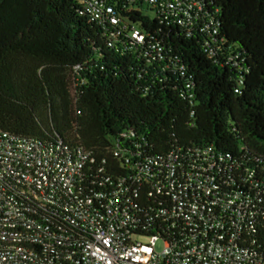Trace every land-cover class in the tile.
I'll return each instance as SVG.
<instances>
[{"label": "trees", "instance_id": "obj_1", "mask_svg": "<svg viewBox=\"0 0 264 264\" xmlns=\"http://www.w3.org/2000/svg\"><path fill=\"white\" fill-rule=\"evenodd\" d=\"M163 1L106 0L117 21L98 23L85 0H0V134L92 160L68 204L25 205L84 237L66 209L89 201L102 211L117 193L131 241L180 245L217 234L188 219L196 202L225 243L264 264V0H201L188 29L161 19ZM148 159L153 179L138 180ZM167 164L185 189L167 185ZM229 201L242 224L235 213L217 217Z\"/></svg>", "mask_w": 264, "mask_h": 264}, {"label": "built area", "instance_id": "obj_2", "mask_svg": "<svg viewBox=\"0 0 264 264\" xmlns=\"http://www.w3.org/2000/svg\"><path fill=\"white\" fill-rule=\"evenodd\" d=\"M84 11L98 23L117 21L106 0H85ZM201 11V0H165L159 5L158 15L163 21L188 29ZM131 36L137 44L143 43L138 30L133 29ZM149 49L162 56L159 44ZM87 160L92 162L89 153L81 149L69 158L18 136L0 134V264H253L247 251L233 247L231 240L224 242L219 232L223 227L214 220L205 221L196 202L189 207L188 219L203 223L205 233L217 230V234L202 239L195 236L180 245L159 243L156 238L131 241L127 227L132 218L125 196L117 193H112L102 211L94 209L89 201L66 209L75 230L84 237L65 235L26 207L25 202L31 198L43 201L44 206L54 205L58 198L68 204L76 195L77 179ZM151 166H155L151 159L140 164V174L135 177L140 180L143 174L152 180ZM163 175L171 188H186L177 183L170 164ZM173 200L179 201L176 196ZM38 208L46 211L42 206ZM178 210L179 216H184L182 205ZM227 213H235L239 224L245 220L230 201L219 207L217 217Z\"/></svg>", "mask_w": 264, "mask_h": 264}, {"label": "rangeland", "instance_id": "obj_3", "mask_svg": "<svg viewBox=\"0 0 264 264\" xmlns=\"http://www.w3.org/2000/svg\"><path fill=\"white\" fill-rule=\"evenodd\" d=\"M157 249L160 250V246H158Z\"/></svg>", "mask_w": 264, "mask_h": 264}]
</instances>
